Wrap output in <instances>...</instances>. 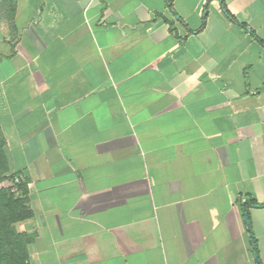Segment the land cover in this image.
Returning a JSON list of instances; mask_svg holds the SVG:
<instances>
[{
  "label": "crops",
  "instance_id": "0c3cea01",
  "mask_svg": "<svg viewBox=\"0 0 264 264\" xmlns=\"http://www.w3.org/2000/svg\"><path fill=\"white\" fill-rule=\"evenodd\" d=\"M171 4L0 0L29 264H264V0Z\"/></svg>",
  "mask_w": 264,
  "mask_h": 264
},
{
  "label": "trees",
  "instance_id": "16d2710c",
  "mask_svg": "<svg viewBox=\"0 0 264 264\" xmlns=\"http://www.w3.org/2000/svg\"><path fill=\"white\" fill-rule=\"evenodd\" d=\"M172 8L171 0H167ZM224 12L232 18L229 11L224 7ZM176 17L177 14L174 13ZM179 18V17H178ZM203 26V25H202ZM250 35L264 45L254 31L246 25H242ZM5 140L0 132V264H29L28 245L33 240L34 234L18 230L16 224L32 217L33 212L28 206L29 196L27 181L20 176L9 173V166L5 154ZM18 177L19 181H15ZM9 183V184H8ZM12 188L16 189L11 191ZM251 206L264 207L255 200L245 203V215L247 217L250 234L253 235L248 216V208ZM253 250L261 264L255 238L252 236Z\"/></svg>",
  "mask_w": 264,
  "mask_h": 264
},
{
  "label": "rangeland",
  "instance_id": "374dc122",
  "mask_svg": "<svg viewBox=\"0 0 264 264\" xmlns=\"http://www.w3.org/2000/svg\"><path fill=\"white\" fill-rule=\"evenodd\" d=\"M8 184H9V183H8ZM20 222H22V221H20ZM20 222H18V223L16 224V227H17L18 230H21V226H20L21 223H20Z\"/></svg>",
  "mask_w": 264,
  "mask_h": 264
},
{
  "label": "built area",
  "instance_id": "2783aa9c",
  "mask_svg": "<svg viewBox=\"0 0 264 264\" xmlns=\"http://www.w3.org/2000/svg\"><path fill=\"white\" fill-rule=\"evenodd\" d=\"M15 181H16V182H18V181H19L18 177H15ZM11 191H12V192H13V191H15V192H16V189H15V188H12V189H11Z\"/></svg>",
  "mask_w": 264,
  "mask_h": 264
}]
</instances>
